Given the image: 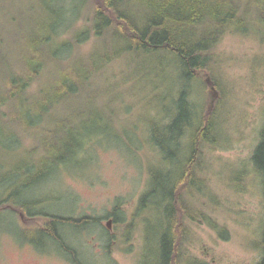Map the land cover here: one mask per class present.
<instances>
[{
	"label": "rangeland",
	"instance_id": "1",
	"mask_svg": "<svg viewBox=\"0 0 264 264\" xmlns=\"http://www.w3.org/2000/svg\"><path fill=\"white\" fill-rule=\"evenodd\" d=\"M247 1L252 6L261 3ZM39 6L40 0H0L2 36L8 46L15 49L12 39L31 32V24L41 16ZM83 11L79 23L88 5ZM248 16L254 15L250 11ZM217 51L219 102H213L211 109L218 114L220 133L216 147L207 145L202 163L214 196L194 190L177 202L181 256L177 264H189L188 259L201 264H257L263 257L264 196L251 155L264 122V26L227 33ZM123 66L118 61L109 67L107 81L115 87L106 95L114 94L115 100L86 106L91 121L82 127L84 151L71 163L51 166L48 155L41 156L38 138L22 133L18 124L0 120V196L8 197L0 212V264H158L160 209L150 199L144 217L135 214L150 184V162L158 159L148 142L147 120L154 111L146 98L149 90L144 86L131 89ZM35 87L36 83L31 89ZM158 91L161 98H167V105L176 96V88ZM13 111L21 116V128L38 122L30 102ZM118 203L119 220L107 229V216ZM31 210L74 219L90 216L93 221L82 228L60 226L63 241L55 242L40 231L50 216L31 215ZM221 227L227 230L226 238L220 235Z\"/></svg>",
	"mask_w": 264,
	"mask_h": 264
},
{
	"label": "trees",
	"instance_id": "2",
	"mask_svg": "<svg viewBox=\"0 0 264 264\" xmlns=\"http://www.w3.org/2000/svg\"><path fill=\"white\" fill-rule=\"evenodd\" d=\"M245 3L250 2L40 0V18L31 24L29 35L12 39L15 49L5 42L0 21V120L18 124L22 133L38 138L41 156L48 155L53 167L73 162L84 151L82 127L91 121L86 106L115 100L114 94L106 95L115 87L107 81L112 64L123 63L129 73L123 77L131 80V89L144 86L149 90L146 98L154 112L147 120L148 142L158 159L150 162V184L140 196L135 214L144 217L150 199L152 206L160 209L158 264H177L181 257L177 231L180 209L176 205L180 198L194 194V190L214 196L205 182L202 163L207 145L216 147L220 133L218 114L211 109L213 102H219L218 45L227 33L264 26V0L253 6ZM87 5L88 13L79 23L78 17ZM250 11L253 17L248 16ZM34 83L36 87L31 89ZM161 88H176L169 105L158 93ZM197 92L200 94L196 97ZM26 102H30L38 122L23 129L21 116L13 108ZM258 138L251 161L261 176L264 196V122ZM6 198L0 196V212ZM33 213L39 212L31 210ZM49 216L40 231L57 240L61 238L57 232L60 226L82 228L93 221L90 216ZM204 219L216 226L210 218ZM221 228L220 235L226 238L227 230ZM261 243L264 248V232ZM262 251L257 264H264ZM187 262L201 264L191 259Z\"/></svg>",
	"mask_w": 264,
	"mask_h": 264
},
{
	"label": "flooded vegetation",
	"instance_id": "3",
	"mask_svg": "<svg viewBox=\"0 0 264 264\" xmlns=\"http://www.w3.org/2000/svg\"><path fill=\"white\" fill-rule=\"evenodd\" d=\"M119 204H120V203H118V204L115 205V207H114V209H113V210H114V211H113L114 214H113V213H110V215L107 216L108 219H111L113 223H114L115 218L119 220V216L117 215V212H118V211H121V206H120ZM136 208H137V206L135 207V209H136ZM36 212H37V213L39 212V213H41V214H44V213H45V214H47L48 216H49V214H51L50 212H46V211H36ZM51 215H52V214H51ZM55 215H56V214H55ZM118 220H117V221H118ZM106 227H107V226H106ZM107 229H108V227H107ZM57 232H58V230H57ZM59 235H60V234H59ZM46 236L49 237V238H51V239L54 240V241L56 240L55 238H52L50 235H47V234H46ZM60 236H61V235H60ZM59 241H63V240H62V237L60 238ZM55 242H56V241H55ZM62 243L66 246V244H65L64 242H62ZM32 245H34L35 248H36L37 250L39 249L38 246H37V244H35V242H34ZM35 248H34V249H35ZM262 256H263V253H262ZM75 261H77V260H75Z\"/></svg>",
	"mask_w": 264,
	"mask_h": 264
},
{
	"label": "water",
	"instance_id": "4",
	"mask_svg": "<svg viewBox=\"0 0 264 264\" xmlns=\"http://www.w3.org/2000/svg\"><path fill=\"white\" fill-rule=\"evenodd\" d=\"M106 226H107L108 228H111V226H112V220H111V219H109V220L106 222Z\"/></svg>",
	"mask_w": 264,
	"mask_h": 264
}]
</instances>
